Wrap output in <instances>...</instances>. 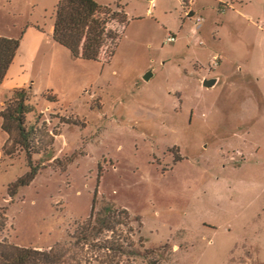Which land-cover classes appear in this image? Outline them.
Masks as SVG:
<instances>
[{
  "label": "rangeland",
  "instance_id": "rangeland-1",
  "mask_svg": "<svg viewBox=\"0 0 264 264\" xmlns=\"http://www.w3.org/2000/svg\"><path fill=\"white\" fill-rule=\"evenodd\" d=\"M95 1L127 22L115 45L90 31V60L51 39L58 0L0 1V28L21 41L0 114L26 89L28 125L54 136L33 158L47 166L12 187L32 169L4 151L0 116V240L67 241L97 201L129 212L118 236L133 249L90 264H264V0ZM30 25L44 29L38 52Z\"/></svg>",
  "mask_w": 264,
  "mask_h": 264
},
{
  "label": "trees",
  "instance_id": "trees-1",
  "mask_svg": "<svg viewBox=\"0 0 264 264\" xmlns=\"http://www.w3.org/2000/svg\"><path fill=\"white\" fill-rule=\"evenodd\" d=\"M123 9L120 3L116 6H100L95 0H59L55 8L52 39L76 58L84 52L86 59H95L97 52L85 49V45L90 42V31L93 32L95 42L107 37L115 45L127 22ZM38 29L43 30L41 27ZM20 44V40L0 37V87L16 58ZM31 112L29 92L22 89L14 92L0 114L3 130L8 135L4 151L13 156L19 148L27 155L32 169L12 187L28 185L35 179L47 164H35L34 156L48 154L54 142V136L44 133L42 127L28 125L27 115ZM129 221L130 214L127 210L114 209L110 205L97 210L95 201L90 217L85 222L76 224L75 231L67 241L41 249L20 247L7 240H0V264H90L89 256L92 253H131L132 242L118 236L120 227L132 231ZM107 235H110L109 239L104 240Z\"/></svg>",
  "mask_w": 264,
  "mask_h": 264
},
{
  "label": "crops",
  "instance_id": "crops-1",
  "mask_svg": "<svg viewBox=\"0 0 264 264\" xmlns=\"http://www.w3.org/2000/svg\"><path fill=\"white\" fill-rule=\"evenodd\" d=\"M0 1H8V0H0ZM58 2H59V0H58ZM58 4V3H57ZM57 6V5H56ZM104 6H110V5H104ZM123 11L125 12V10L123 9ZM188 13V12H187ZM190 13H192V16L194 15V13L192 12V11H190ZM126 14V13H125ZM190 17V16H189ZM191 18V17H190ZM31 27H33V29H35L36 31H37V33L38 34H31V36H30V41H29V45H28V48H29V50H35L36 52H38L40 49H41V47H42V45L44 44V43H46L45 42V37L43 36V34H44V29L42 28V26H40V25H30ZM54 26V25H53ZM38 27H41L43 30H39L38 29ZM52 34H53V27H52V29H51V39H52ZM0 37H6V38H10V39H17V37H16V35H13V34H10V33H6L3 29H1L0 28ZM53 40V39H52ZM31 42V43H30ZM23 43H25V42H23ZM47 44V43H46ZM24 45V44H23ZM22 48H23V46H22ZM200 51V53H199V59H198V62H197V67L198 68H202V69H204L205 68V61H204V58H205V56H207L206 54H205V50H199ZM211 56L209 57L210 59L209 60H212V59H214V61L216 60V55H214V54H210ZM15 68H16V66H15V60H14V62H13V64H12V66L10 67V69H9V71H8V74H7V76H6V79L4 80V82L7 80V79H9V75H11L13 72H14V70H15ZM220 79H218V81H219ZM3 82V83H4Z\"/></svg>",
  "mask_w": 264,
  "mask_h": 264
},
{
  "label": "built area",
  "instance_id": "built-area-1",
  "mask_svg": "<svg viewBox=\"0 0 264 264\" xmlns=\"http://www.w3.org/2000/svg\"><path fill=\"white\" fill-rule=\"evenodd\" d=\"M203 22H204V18L203 17L199 16V17L196 18V25L198 27L197 29H200L201 28ZM177 41H178V37L175 36V35H173V34H169L167 36V38H166V44L175 43ZM217 61H218V59L215 60V62H216L215 64L216 65H218V62ZM210 69L212 70L213 68H210Z\"/></svg>",
  "mask_w": 264,
  "mask_h": 264
},
{
  "label": "water",
  "instance_id": "water-1",
  "mask_svg": "<svg viewBox=\"0 0 264 264\" xmlns=\"http://www.w3.org/2000/svg\"><path fill=\"white\" fill-rule=\"evenodd\" d=\"M150 77H147V80H149ZM218 83V79H206L203 81V87L204 88H214Z\"/></svg>",
  "mask_w": 264,
  "mask_h": 264
}]
</instances>
